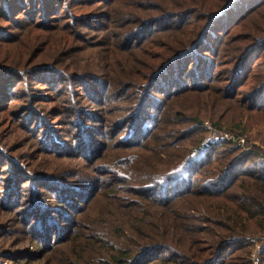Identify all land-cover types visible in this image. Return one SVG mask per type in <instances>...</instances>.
Instances as JSON below:
<instances>
[{"label":"trees","instance_id":"1","mask_svg":"<svg viewBox=\"0 0 264 264\" xmlns=\"http://www.w3.org/2000/svg\"><path fill=\"white\" fill-rule=\"evenodd\" d=\"M90 1L0 0V102L13 91L16 80L22 82L26 76L39 73L49 75L40 82L50 89L52 98L68 104L64 112L69 114L73 133L46 129L40 145L49 160L70 165L77 161L70 174H38L11 162L0 145V155L8 160L3 166L10 168V179L31 183L28 194L20 193L22 186L15 184L17 203L10 210L26 206L22 222L35 225L45 238L35 240L46 245L57 246L74 235H80L75 243L100 245L104 250L101 264L226 263L228 249L239 242L245 244V228L252 220L264 233V151L258 147L243 150L224 139L202 143L204 120L208 119L205 113L210 109L222 117L217 110L226 99L241 101L246 112L257 118V114L264 115V0H142L160 7L146 10L143 3L141 13L127 18L134 27L120 38L128 54L136 47L134 55L153 63L147 72L123 83L122 89H116L117 84H112L115 80L99 77V73H65L58 63L29 70L34 54H41L38 47L48 48L46 54L52 62L71 54L72 41L64 32L70 25L94 23V15L76 12L88 7ZM99 2L109 4L111 0ZM62 20H67L66 24L61 25ZM44 38L49 40L46 45L41 41ZM156 40L160 51L150 52ZM129 62L128 57L125 63ZM238 92L242 98L237 97ZM76 94L85 97L81 105L75 101ZM66 95L72 99L66 101ZM192 96L197 104L191 111L178 105L174 112L173 103ZM22 118L28 129L37 128L36 136L47 123L37 109ZM215 126L223 128L220 123ZM237 128V135H246L240 124ZM115 151L121 152L124 166L134 153L152 152L156 159L165 157L166 169L145 182L132 180V175L103 164ZM121 184H128L136 201L128 207L119 204ZM235 190L241 194H234ZM98 201L106 202L105 208L118 209L119 214L93 211ZM136 207L147 211H130ZM203 208L217 216V231L193 224L197 218L189 213ZM139 214L158 216L159 227L136 218ZM260 219L263 221L258 225ZM160 228L168 234L155 235ZM50 231H58V236L53 239ZM129 231L141 236L140 240H124ZM174 237L180 240L179 245L172 243Z\"/></svg>","mask_w":264,"mask_h":264},{"label":"rangeland","instance_id":"2","mask_svg":"<svg viewBox=\"0 0 264 264\" xmlns=\"http://www.w3.org/2000/svg\"><path fill=\"white\" fill-rule=\"evenodd\" d=\"M99 1L100 0H92L89 2L90 5H93L92 8H90L89 5L80 11H76L81 16L94 15V23H91V26H86L85 24L79 27L70 25L71 29L64 32L72 41V52L70 55L52 62V57L46 54L48 48L44 51L42 47H38L36 51L41 54H34V62L28 69L30 70L41 64L56 65V63H58V67H61L65 73H99V77H104L109 81L115 80L117 83L112 84H117L116 89H122L123 83H128L142 73L147 72L148 65L153 63L152 60L134 55L133 53L136 51V47L132 48L133 53L128 54L125 42L120 38L121 34H126L127 30L134 27L127 18L132 15L131 13H141L139 9L142 8L141 5L145 2L142 0H111L109 4H102ZM148 2L149 3H145L146 10L153 9L155 6L160 7L159 3H154L153 1ZM66 21L67 20H62L59 23L63 25L66 24ZM51 37L56 38L55 34H51ZM27 38L26 36L24 43ZM159 40L154 41L156 46L149 47L150 52L155 53L160 51V46L157 44ZM41 41L43 45L49 42L46 38ZM54 45L56 44L54 43ZM52 51L53 50H49V52ZM128 57L130 58L129 64L125 63ZM40 75V73L37 75H28L22 82L16 80L13 91L6 94L5 100L0 102V145L4 147L3 149L6 153L4 155L12 159L11 162L18 163L25 171H32L38 174H40L39 172L59 173L58 175L70 174L73 172L74 165L77 161L72 160L74 164L70 165L57 159L49 160L46 158L48 155L43 153L40 145V139L43 137V133L46 134V132H44L46 129H52L53 127L60 132L64 130L63 134L66 135H72L73 133L70 126L71 122L68 117L69 114L64 112L68 104L63 101L58 102V98H52L53 96L50 93V89L46 88L40 82L42 81L41 79H48L49 75ZM135 90L137 91L139 88ZM242 92H238L237 97L242 98ZM53 95L56 97L57 94L53 93ZM77 96V94L74 95L75 101L77 105H81L80 102L84 101L85 97L82 95ZM192 97L193 98H185L184 100L173 103L172 108L174 112L179 109L178 105H185L186 109L191 111L197 104L195 102L197 101L195 99L196 96ZM65 98H68L66 101L72 99L71 95H66ZM207 98L218 101L211 96H207ZM220 102L223 107L217 111L219 114L223 115L222 117L213 115L210 109L206 110L205 116L208 117V119L205 118L204 120L206 131L205 134H202V143L214 144L218 140L224 139L232 142L234 145L241 146L243 150L258 147L264 151V115L257 114V118L255 114L247 113L244 106L240 105V103H242L241 101L228 102L226 99H223ZM87 104L88 101H85L84 105ZM122 106L125 107L126 105L123 104ZM210 108L215 109L212 103H210ZM36 109L39 110V112H43L47 120L43 132L41 130L42 133L38 136H36L37 128L33 129V127H31L28 129L22 118L24 114L28 115ZM79 109L87 110L88 107ZM248 116H251V118L249 117L247 121L246 117ZM216 123L223 125V128L216 127ZM238 124L241 125V128L245 129L246 135H237V133H240V131H237L239 130L237 128ZM169 127L170 124L165 125V133L168 132ZM177 127L181 126L177 125ZM73 140L74 139H72V141ZM210 140H213V142L209 143ZM71 143L74 144L75 141ZM153 154L152 152H136L134 153V158L128 162L127 166H124L122 164L121 152L115 151L109 162L106 161L103 164L109 163V166H115L117 169H121L120 171L128 176L132 175V180L138 178L142 179V182H145L144 180L153 178L156 176L155 174L164 173L166 169V165L164 164L165 157L159 160L152 157ZM4 155H0V264H88L97 260V264H101V259L103 258H101L102 247L100 245L94 247L79 244L78 242L75 243L80 235H74L68 241H66L68 239L66 238V240L62 241L61 244H57V246H49L50 244L46 245L41 241L35 240V237L38 238V240H43L45 238L38 234L35 230V225L27 226L22 222L24 214L27 213L26 206L22 205L20 208L15 209V211L10 210V206L13 203H17L16 196L14 195L16 191H18L17 185L18 187L20 185L22 186L20 187V189H22L20 193L28 194L31 183L23 184V180L21 179L18 184L17 181L13 182L14 179H10V176L7 175L10 168L3 166L8 163ZM17 174L20 175L19 173ZM143 177L146 178L143 179ZM14 186H16L15 189ZM120 187H123L122 192L124 193L119 192L117 194V197H119V195L123 197L122 200L119 201V204L125 203V206L128 207L130 202H136L134 201L133 194L127 188L128 184H121ZM233 193L241 194L239 190H235ZM24 198L25 196L23 195V199ZM215 203L217 207L220 206L219 202ZM106 206V202L98 201L93 211L97 213L103 212L110 216H117L119 214L118 209H108L105 208ZM182 207L185 208L184 205ZM137 209L147 211L142 207H136L130 211L138 212ZM189 215L197 218V220L193 222L194 225L200 226L201 229L217 231L218 218L211 210L208 209L207 211L203 208L198 211H191ZM54 216L56 217L57 214ZM136 218L143 219L144 222L150 221L151 224L156 227L160 225L158 216L154 214L149 216L139 214ZM262 221L263 220L260 219L258 225L262 223ZM245 229L247 231V235L243 237L245 244L243 245V243L239 242L228 249L225 253L227 262H224V264H264V233L260 232L261 230L259 226L257 227L255 220H252ZM33 231H36V236ZM163 233L164 229L160 228V233L155 235L168 234ZM49 234L55 239L58 236V231H50ZM207 235L212 237L210 233ZM140 237L141 236L135 235L134 232L129 231L128 236L125 237L124 240L134 242L140 240ZM72 240L74 242L70 243ZM174 241L172 242L173 244L179 245L178 242H180V240H178L177 237H174ZM51 243L53 244V241ZM76 245L77 248L74 247Z\"/></svg>","mask_w":264,"mask_h":264},{"label":"built area","instance_id":"3","mask_svg":"<svg viewBox=\"0 0 264 264\" xmlns=\"http://www.w3.org/2000/svg\"><path fill=\"white\" fill-rule=\"evenodd\" d=\"M210 142H213V140H210L209 143H210Z\"/></svg>","mask_w":264,"mask_h":264}]
</instances>
